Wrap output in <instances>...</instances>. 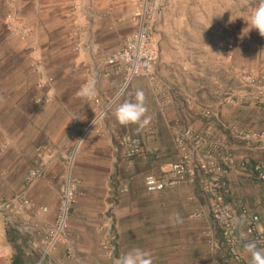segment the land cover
Wrapping results in <instances>:
<instances>
[{
  "label": "crops",
  "instance_id": "crops-1",
  "mask_svg": "<svg viewBox=\"0 0 264 264\" xmlns=\"http://www.w3.org/2000/svg\"><path fill=\"white\" fill-rule=\"evenodd\" d=\"M230 2L235 5L239 0ZM71 3L75 9L68 19L64 17L69 9L66 0L22 1L18 16L33 32L29 42L35 49L32 52L25 49L26 44L3 31L8 6L0 0V141L9 140L11 145L0 157V190L12 188L0 192V195L7 194L0 196V205L21 194L31 203L27 209L29 215L41 226L51 224L61 201L59 186L70 173L80 180L86 196L79 198L70 217L67 238L53 251L56 264H69L62 259L69 247L81 264H115L116 257L137 247L150 252L154 264H233L209 242L210 230L215 240L220 237L214 229L207 199L198 188L179 186L158 194H149L144 188L143 178L147 174H162L170 164L179 161L181 151L175 131L191 130L192 135L183 139L184 150L200 170L201 177L215 179L219 188L228 190L225 201L235 215L239 253L244 264H252L251 255L245 251L250 240L244 235L240 206L260 218L256 229L264 236V182L255 181L238 168L226 177L215 176L207 171V166L209 163L223 165L225 151H219V155L213 153L214 143L227 147L236 166L247 161L264 163V147L242 141L229 131L231 125L245 132L264 128V88L244 84L243 89L229 86L238 93L258 98L233 107L223 99L215 100L214 96L211 103L203 95L205 106L213 112L208 119L201 116V108L197 112L199 108L194 103L197 96L192 90L196 89V82L186 89L175 88L173 93L177 95H171V106L159 108L147 81L136 78L130 83H133L130 99L134 100L136 91H143L146 117L150 118L148 125L143 128L135 124L121 125L114 115L124 102L119 98L104 121L102 138L91 132L75 153L77 140L92 118V103L80 95L85 79L73 67L110 56L136 30L133 16L138 6L121 0H72ZM161 17L155 29L157 50ZM72 25L78 26L82 35V50L77 55L70 51ZM215 43L217 46L212 48L217 49L214 55L218 57L222 49L217 40ZM213 49L206 52L213 55ZM157 52L160 58L163 53ZM235 54L242 57L241 52ZM39 58L43 60V69L35 74L37 81L42 77L52 81V89L44 93L54 98L50 105L36 106L27 99L31 98L27 86L36 80L29 73V62ZM243 63L241 68L245 67ZM155 66L162 65L157 61ZM262 67L250 72L260 75L264 73ZM119 87L120 80L112 79L101 85V91H106L111 98ZM124 137L137 139L142 144L143 153L134 160L129 161L126 150L120 147ZM40 149L46 152L43 159L38 157ZM39 166L44 174L28 184L29 172ZM103 210L107 211L105 217ZM199 212L207 217L194 218ZM100 219L110 222L111 232L99 230ZM6 232L7 226L0 217V264H8V256L14 253ZM106 245L111 246L108 254L103 251Z\"/></svg>",
  "mask_w": 264,
  "mask_h": 264
},
{
  "label": "built area",
  "instance_id": "built-area-1",
  "mask_svg": "<svg viewBox=\"0 0 264 264\" xmlns=\"http://www.w3.org/2000/svg\"><path fill=\"white\" fill-rule=\"evenodd\" d=\"M8 6V12L5 15V29L10 37L16 38L23 44H26L27 49H30V40L33 36L28 24L21 20L18 16V8L23 0H4ZM130 4H136L138 10L135 12L133 19L136 23V30L132 32L119 47L106 58L95 59L90 62H83L75 66L73 71L81 75L85 79L84 88L89 84H94V94L87 101L92 103L90 119L87 127L77 140L75 153L80 147L83 140L91 132H95L96 137L102 138V128L104 121L108 117V113L112 105L125 92L128 85L136 78H143L147 81L150 91L153 93L159 108L164 105L172 104V94L169 86L160 83L156 73L157 59V42L155 41V29L162 14V10L166 5V0H121ZM75 9L73 3H71ZM82 35L78 26L74 27L71 34L72 51L79 54L81 48ZM30 44V45H29ZM32 71L38 73V70L43 69V62L37 60L32 62ZM118 79L120 87L111 98L106 94V91H101V85L105 82ZM245 86L264 88V73L256 75L253 72L245 74ZM36 89L40 94L35 98L37 106L49 105L52 102V97L46 93L52 89V81L42 77L36 83ZM217 95L223 100H226L228 105L244 103L251 99L254 102L258 98H254L251 94L237 93L228 87H218ZM211 112L205 110L204 117L210 119ZM229 131L232 134L247 143L256 147H264V128L258 132L240 131L236 126H229ZM176 142L180 149V159L178 162L170 164L166 171L162 174H147L143 178L145 191L149 194L163 193L168 189L177 188L179 186H189L198 188L206 197L210 217L214 220L215 230L218 231L219 239L215 240L214 232L209 231V242L217 252H224L233 264H244L239 253L238 235L236 234L237 225L235 215L225 201V195L228 192L226 188H219L211 178L201 177L199 169L194 166L189 159V155L184 150L183 139L191 136L192 131L176 130ZM73 138V137H72ZM71 138V139H72ZM9 144L6 141L0 142V156L8 150ZM120 147L124 148L125 157L130 161L134 160L143 153V147L139 140L134 138L124 137L120 142ZM225 151L222 167L209 163L207 171L212 172L215 176H228L239 171L245 172L250 178L257 182H264V163H255L251 161L240 163L236 166L231 159L228 149L225 145L214 143L212 147L213 153L219 155V151ZM45 150L40 149L38 152L39 158H44ZM208 155L211 152L207 153ZM43 167V166H42ZM205 168V166H204ZM44 174V170L39 166L29 172L27 183H31L35 179H39ZM80 180L73 177L70 173L66 175L64 182L61 184V201L57 216L51 224L41 226L31 214L27 212L31 203L29 199L14 195L10 200L0 205V217L5 223L13 227L16 232L28 238L29 251L36 252L39 256L37 264H56L53 260V251L56 246L62 244L67 238L69 231V220L75 209L78 199L81 197ZM43 209V212H46ZM242 213V226L244 235L250 242H256L258 248H264V236L257 232V225L260 218L255 214L248 213V210L240 206ZM16 216V218H14ZM206 215L203 212L196 213L194 218L201 219ZM207 217V216H206ZM101 232H111L112 226L105 219H100ZM36 234H42L40 243L34 241ZM111 246L106 245L103 250L106 254L110 253ZM64 261L69 264H81L71 247L64 253Z\"/></svg>",
  "mask_w": 264,
  "mask_h": 264
},
{
  "label": "rangeland",
  "instance_id": "rangeland-1",
  "mask_svg": "<svg viewBox=\"0 0 264 264\" xmlns=\"http://www.w3.org/2000/svg\"><path fill=\"white\" fill-rule=\"evenodd\" d=\"M210 1L211 0H166V5L162 10V17L159 22L160 27L158 26L160 28L158 51L161 50L163 53L160 55L161 60L159 57H157L158 64L161 63L162 65L158 68L156 67L158 80L161 84L164 83L165 85L169 86L170 89H172V96L177 95V93H173L175 88L181 87L186 89L188 86L191 87L192 82H196L194 83L197 84L195 87L196 89H193L192 91H194L195 96H197V98L194 97L196 109L199 108L197 112L199 113L200 108L202 109L200 112L201 116L204 115L205 110L213 113L211 107L209 108L205 106L203 95L211 103L214 101L213 96L217 98L215 100L220 101L221 98L216 93L218 87L222 86L230 88L235 86L239 87V89H243V84L245 85L246 81L245 74H248L251 70L263 68L262 66L264 65V37H261L258 30L255 29L248 32V24L244 19L248 18L252 12L259 7L260 0H255L253 2L248 0H239V2L235 5H233L230 0ZM66 2L69 9L67 11V15L64 17L70 19L72 17L70 16V13L73 10L71 5L72 0H66ZM216 4H219L220 7ZM5 13L4 21L6 15ZM71 28L73 32L74 25H72ZM3 31L9 37V34L5 29V25L3 26ZM72 32L70 33L72 34ZM70 33V51L71 53L75 54L72 51ZM249 37L250 42L248 40ZM216 40L219 43V48L222 49V55L218 57L216 54L214 55L217 49L212 48V46H217V43H215ZM233 42L235 43L233 44ZM202 45H204V47H202ZM24 46L26 47L25 49L27 51L33 52L35 50L32 45H30V49H27L26 45ZM255 48H257L256 53L253 52ZM208 49H213V55H210L209 52H206ZM235 52H239V54L241 52L242 57L236 56ZM36 60H41L43 62V60L40 58ZM31 61L32 59L29 62V73L31 74V78L35 77L36 80L31 81L27 86V90L31 94V98L27 99L36 105L35 98L40 94V92L36 89L37 76L31 68L32 62H34V60L32 62ZM243 62H245V67L241 68L244 64ZM260 63L262 66L259 67L258 65ZM21 65L24 66L26 64L22 63ZM164 65L165 68L163 67ZM132 84H130V86L128 85L125 92L121 95L120 101L130 99ZM33 87H35V91ZM53 101L54 98L52 97V102ZM224 101L226 102V100ZM237 104L233 106H236ZM233 106L231 105V107ZM6 126H9V123ZM4 141L8 142L9 150L11 146L10 141ZM81 186L82 185L80 184L79 190L82 194V197L84 196L85 192ZM60 187L61 185L59 186V190H61ZM10 188L11 187H3L0 192H8ZM12 191H15V188L11 190V192ZM3 195L7 194L3 192V194L0 196ZM101 212H103L102 215L105 217L107 211L103 210ZM6 226L8 229L7 224ZM40 240V235L36 234L34 241L39 244ZM17 243H20V240H18ZM13 251L14 253L11 255L8 254L10 257L8 256L7 261L9 258L12 259V256L15 254V249ZM26 253L30 254L36 252L26 251ZM10 259L8 264H11Z\"/></svg>",
  "mask_w": 264,
  "mask_h": 264
},
{
  "label": "clouds",
  "instance_id": "clouds-1",
  "mask_svg": "<svg viewBox=\"0 0 264 264\" xmlns=\"http://www.w3.org/2000/svg\"><path fill=\"white\" fill-rule=\"evenodd\" d=\"M244 19L248 24V32L255 29L258 30L261 37H264V0H260L259 7L256 8L248 18ZM93 94L94 84H89L80 93V95L86 99H90ZM144 99L145 97L143 91H136L134 100L129 99L122 102L116 108L114 113L117 121L121 125L135 124L140 128L148 125V123L150 122V118L146 117L147 108L145 107ZM22 237L25 238L28 242V238H26L25 236ZM25 250L27 252H31L29 251L28 247H26ZM245 251L251 255L252 264H264V248H258L256 242L247 243L245 246ZM38 261L34 264H37ZM115 264H154V260L150 252L137 247L131 249L130 251L119 257H116Z\"/></svg>",
  "mask_w": 264,
  "mask_h": 264
},
{
  "label": "trees",
  "instance_id": "trees-1",
  "mask_svg": "<svg viewBox=\"0 0 264 264\" xmlns=\"http://www.w3.org/2000/svg\"><path fill=\"white\" fill-rule=\"evenodd\" d=\"M6 233L10 244L15 249V255L12 258L11 264H34L38 261L39 257L37 253H26V247L29 248L28 242L16 230L8 226ZM18 240H20V243H17Z\"/></svg>",
  "mask_w": 264,
  "mask_h": 264
}]
</instances>
